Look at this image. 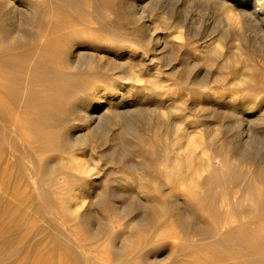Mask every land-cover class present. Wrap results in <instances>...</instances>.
Instances as JSON below:
<instances>
[{
	"label": "rangeland",
	"instance_id": "rangeland-1",
	"mask_svg": "<svg viewBox=\"0 0 264 264\" xmlns=\"http://www.w3.org/2000/svg\"><path fill=\"white\" fill-rule=\"evenodd\" d=\"M36 1L41 18L30 16L25 26L38 41L58 35L66 42L63 39L69 35L70 43L81 42L85 51L94 47L102 53L107 47L113 55L116 51L108 44L121 45L128 52L144 39L148 41V31L158 24L159 34L169 38V43L163 50L165 56L157 59L161 76L153 79L147 70V79L137 83L148 96L144 106L148 110L136 113L134 121H112L109 128L93 134L84 148L65 146L63 134L39 142L43 134L39 132L33 137L38 145L24 141L18 135L23 128L21 110L9 99L12 116L6 122L0 119V264H257L246 252L253 242L250 235L240 244H224L218 252L209 234L218 228L222 235L239 219L251 218L242 211L251 205L246 189L254 182L229 180L228 174L231 164L242 158L247 159L239 163L236 173L257 165L255 157L264 162V64L251 59L250 53L242 54L236 44L252 43L264 63V20L248 23L239 33L229 27L226 15L211 0H61L70 3L67 10L79 13L76 24L63 25L53 15L52 0ZM0 7V28L7 27L9 7ZM150 16L154 21L143 25V19ZM133 36L142 42H134ZM139 50L138 58L158 52ZM95 60L77 69L66 67L74 72V79L70 76L62 84L77 83L75 102L80 97L92 98L96 92L112 94L118 82L126 81L123 68L99 57ZM52 67L50 73H54ZM242 71L250 76L240 78ZM173 101L177 105L174 119L181 129L174 134L173 123L167 124L176 136V148L165 146L162 157L155 160L163 149L148 141L155 134L154 123L164 120L155 107H171ZM242 105L256 107L252 129L247 128L251 143L240 139L247 138L241 130L243 120L238 121L244 115ZM175 153L190 170L178 182L161 171L169 168ZM138 161L151 162L153 178L167 181L171 188L141 190V173L124 167ZM78 162L89 169L79 170ZM216 173L226 180L224 187L205 186L202 181ZM213 198L217 212L211 206ZM231 209L241 214L231 217ZM255 231L264 235V220ZM234 237L240 234L235 232ZM241 246L246 253L240 251ZM256 246L255 255L263 258L264 245Z\"/></svg>",
	"mask_w": 264,
	"mask_h": 264
},
{
	"label": "bare ground",
	"instance_id": "bare-ground-1",
	"mask_svg": "<svg viewBox=\"0 0 264 264\" xmlns=\"http://www.w3.org/2000/svg\"><path fill=\"white\" fill-rule=\"evenodd\" d=\"M15 1L16 0H0V5L3 8L9 7L6 13L8 18L10 19V24L7 27L0 28V91L2 95L0 97V119L2 120V122H6L12 116L8 106V101L9 99H11V101H13V103L21 110V117H19V121L23 128H20V132L18 133L21 139L38 145V139L33 137L39 134V132H43L39 142H43L48 137H59V135L63 134L62 137L64 140L62 142L65 144V146L79 145L80 148H84L93 139V134L100 130L109 128L112 121L117 120L119 123H121L123 120L134 121L135 114L140 112L144 108V106H146V99L148 97L146 96V94H143L142 91H140L141 89L139 86H137V83L147 79L145 77V75L147 74V70L152 71L147 75H151V77L153 76V79H158L161 76V65L159 64L160 62H157V59H162V56H165L163 50L168 46L169 38L167 37L168 39H166L159 34V26H157L158 24L153 25V30L148 31L150 41L144 39L143 44L139 43L140 45L138 46H132L128 52H124L126 51L125 47L113 43L108 44L109 47L113 48L116 51L115 53H113V55L111 54L110 49L107 47L106 49H103L102 53L101 51L98 52V50L94 47H90L91 49L88 52L87 50L85 51V45H81V42L70 43L69 35L63 39V41L66 42H62L61 40H59L58 35H50L47 38H39L45 41H38L36 36L33 35V33H30L28 27L25 25L28 24L27 22H29L30 16L35 20L37 18H41V12H39V3L36 0H17V3H15ZM155 1L156 0L152 2ZM211 1H214L219 7L218 10L220 9L226 15L225 17L227 18L229 27H233L239 33L244 31L245 25H247L248 23L256 25L260 23L261 20H264V0ZM51 4V9L53 11V15L55 16V19H57L58 22H62L63 25H69L73 23L76 24L79 20V13L74 11L70 12L69 10H67V5L70 3L67 4V2H63L61 0H52ZM136 13L137 12H135V14ZM153 21L154 19L152 16H150L149 19L144 18L143 25H150V23ZM261 23L264 22L261 21ZM182 30L181 33H183ZM178 31L180 30L178 29ZM128 34L130 33L128 32ZM178 36L180 35L178 34ZM133 38L135 39H133L134 42H142V40L134 36ZM30 41L31 44L29 43L28 45L27 42ZM246 42L244 41V43H237L236 47L238 48V50L242 54L250 53V55L252 56L251 59H255L260 64H264L262 55L257 51V49L253 48L254 46H252V43ZM101 45L104 44H100V46ZM129 45L126 44V46ZM144 45H146L148 48H145ZM86 47L89 48V46ZM138 50L143 52L145 50L158 51L155 54L162 53V55L157 57L153 53L151 57L141 56L140 58H138ZM117 55H119L121 58H118L119 56ZM96 57H99L101 61H107L109 65L114 64L117 67L123 68V71L121 72L124 76L122 77H124L126 81H117L118 83L115 85V92H113L112 94L96 92L95 96L92 98L85 100L81 99L80 97V101L75 102L76 99L74 97V94H76V92L78 91V89L76 88L77 83L64 82L65 84H62V82L66 81L70 76L71 79H74L72 78L74 72L71 73L70 71L66 70V67H73L77 69L78 65L82 64L83 62L85 65H87L86 63H93L92 61L95 60ZM142 59L145 61H143ZM49 64L51 66H54L52 67L54 69V73H50ZM62 64L66 66L64 67L62 66ZM150 65H152V67H150ZM132 70H134V73L132 72ZM238 76L243 79L247 76H250V73L248 71H242L241 73L238 72ZM155 108V111H158L162 114L164 120L156 121L154 123L153 129L155 131L153 133L155 134L151 137V140L150 137L149 141L147 138V141L151 142L152 147L153 145H155V147L161 145L163 149L162 153L156 154L154 156V159L157 160L162 157L161 155L164 154L165 146L172 149L176 148V146L174 145H176L177 142L174 139L176 137L174 134L178 133L179 129H181V126L177 123L176 119H174L176 118L174 115L177 109V105L175 102L171 107L162 106L160 108ZM240 108V110L244 111V115L239 119L237 118L238 121L241 119L243 120V123L241 121V124H243L242 129L240 127L239 128L242 130V133L247 134L245 135L247 136V138H239L241 140L249 139L251 135L247 128L251 127L252 129V124L254 122L253 115L256 114V112L254 113V111H256V107H254L253 105H242ZM144 110H146V108H144ZM139 114L141 113H138V116ZM257 117L260 118L261 114H258ZM170 122L173 123L174 134H172L170 132L171 129L169 130L168 128V124ZM66 126L67 129L65 130ZM61 128H63V133L60 131ZM172 136L173 138L170 140ZM250 140L251 139L244 141L249 143ZM190 147H192V145ZM151 149L153 150L155 148ZM161 150H159V153ZM238 157L242 158L241 154H239ZM258 157L257 159L256 157L254 159V162H258L257 165L249 166L247 170L241 173H236V170L239 167V163L245 161L247 158H242L241 161L233 162V164H231L230 166L231 169H229L230 176L228 174V178H230L229 180L237 181V179L244 178V180H247L248 182H254L253 186L246 189L247 194H249L248 197L252 200L250 202L251 205L248 209L242 211V213L247 214L248 217L250 216L251 218L248 220L242 219V221H240L239 219L238 224H231L227 229L225 227L226 230L222 235L218 228H213L210 230L209 238L211 240L213 249L219 252L221 251V247L224 244L230 245L231 242H238V244H240L248 235H250L249 237L251 241H253L251 249L248 248L246 250L245 246H241L240 251L243 254L246 252L247 255L252 254L250 255L252 256L250 260L257 261V264H264V257L259 258L255 255L254 252V250H256L257 244L260 245V243H262L264 245V235L255 231L261 221L264 220V162L262 160L260 161V159L258 160ZM184 159L186 160L185 164L189 165L190 157L186 155L184 156ZM150 163L151 162L148 161H138L135 164L131 162L130 165L124 167L136 170L138 173H141L140 178H142V181L138 184V187L141 190L147 192L153 189H158L160 191L166 192L167 189L171 188L169 187L170 184L167 181H158L153 178V174H151V172L149 171L152 168L153 164ZM78 164L79 165L77 167L81 171H87V169H89L84 165L81 166L79 162ZM45 170L46 171H41H44V174L50 173L49 169ZM206 170L208 169L206 168ZM161 171H165L170 179L177 182L178 180L180 181L183 177H186L190 172L189 168H184V161L182 160L179 153H175L174 156L171 157L169 161V168H164ZM147 177H150V179ZM143 179L146 181H144ZM202 182L205 186H215L216 184L217 188L223 184V186L221 187L223 188L226 180L224 181V178L221 179L218 174H209V176L206 177V179H204V181ZM195 188L198 189L197 187ZM222 191H226V189ZM216 202V198H213L211 200V206L215 212H217V205H215ZM160 205L163 208L165 206L163 202L160 203ZM164 209L167 210L166 208ZM238 214H241V212L239 213L238 210L236 211L231 209L228 215L232 217ZM235 232H238L240 234V237H237V239H234Z\"/></svg>",
	"mask_w": 264,
	"mask_h": 264
}]
</instances>
